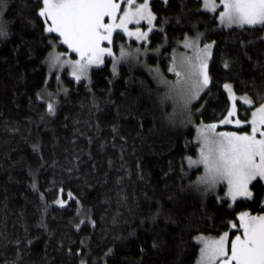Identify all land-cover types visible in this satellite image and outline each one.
<instances>
[{"label":"trees","instance_id":"16d2710c","mask_svg":"<svg viewBox=\"0 0 264 264\" xmlns=\"http://www.w3.org/2000/svg\"><path fill=\"white\" fill-rule=\"evenodd\" d=\"M8 5L9 35L0 37V264H195V237L230 231L224 225L240 211L264 212L259 179L250 185L254 198L231 209L213 195L199 197L191 185L201 169L185 162L197 154L194 127L167 123L170 107L159 103L165 90L150 72L121 66L113 75L106 59L89 79L63 75L59 84L46 63L52 36L36 19L34 0ZM149 5L157 21L145 63L165 77L185 37L201 33L202 45L215 41L208 68L214 83L193 102V124L219 123L226 115L225 83L236 96H249L252 109L259 106L264 27L224 28L218 11L203 10L201 0ZM59 87L67 94H58L56 115H48L37 97ZM240 104L243 119L248 106Z\"/></svg>","mask_w":264,"mask_h":264},{"label":"snow or ice","instance_id":"6c2138e0","mask_svg":"<svg viewBox=\"0 0 264 264\" xmlns=\"http://www.w3.org/2000/svg\"><path fill=\"white\" fill-rule=\"evenodd\" d=\"M164 3L167 4L168 0H164ZM220 6L223 10L219 12L218 19L222 25L264 27V0H219V5L216 0H203L207 12H216ZM8 7V0H0V37L9 35L10 22L4 19ZM34 10L36 19L42 21L43 32L52 36L49 40L52 51L46 61L49 72L58 73L68 69L77 83L89 79L90 70L104 64L106 57L112 58L113 75L121 62H139L142 51H149V33L156 34L154 22L157 17L149 0L142 3H137V0H34ZM142 22L147 24V31L142 30ZM163 23H167V20ZM129 25H135V28ZM157 31L163 32L164 29L161 27ZM114 34L134 37L135 41H143L144 45L135 50L121 45L116 56L112 47ZM202 37L201 33L195 37H185L183 46L191 51V55L187 52L179 56L173 54L168 71L175 75L174 81L168 80L158 68L155 70L157 83L165 89L159 103L172 107L168 116L170 123L175 124L179 117L181 123L191 124L193 102L201 99L205 89L210 92L209 85L214 83L208 68L215 41L201 48ZM57 45L66 46V52H57ZM156 51L159 53V49ZM69 53L76 58H69ZM224 66L227 68L228 63L225 62ZM55 78L60 80L59 75ZM223 89L231 106H226V115L218 124L200 125L197 129L198 158L187 157V162L189 168L203 169L191 186L202 197H207L215 194L219 185H226L224 196H217L216 199L225 203L230 200L227 207L231 209L241 199L252 200L254 191L250 185L257 179L264 181V96L259 97V106L252 110L254 102L249 96H243L240 104L231 84L225 83ZM64 92L67 94V89ZM37 98H40L39 95ZM238 104L248 106L243 119L238 115ZM201 109L207 110L203 105ZM201 109L197 111L203 115ZM247 112H250V119ZM47 114L56 115L53 102L47 103ZM223 125H232L234 130L217 131ZM33 149L38 151L39 146L34 145ZM32 188H37L35 181ZM63 192L61 188L60 193ZM67 199L76 200L70 191ZM54 202L61 207L67 203L59 198ZM84 223L80 221V224ZM91 223L94 226L95 222ZM80 224L76 225L78 230ZM224 226L230 229L231 236L230 231H223L217 237H196L201 245L198 264H264V214L252 215L248 211H240Z\"/></svg>","mask_w":264,"mask_h":264},{"label":"rangeland","instance_id":"374dc122","mask_svg":"<svg viewBox=\"0 0 264 264\" xmlns=\"http://www.w3.org/2000/svg\"><path fill=\"white\" fill-rule=\"evenodd\" d=\"M143 2V0H137V3H142ZM149 2H150V0H149ZM201 3H202V5H201V7H202V9L203 10H205L204 9V7H203V0H201ZM216 3L219 5V0H216ZM124 5H122V7H123ZM223 9H222V6H220V7H218L217 8V10L216 11H218V13L220 12V11H222ZM220 23V22H219ZM142 24H143V29L142 30H144V31H147V24L145 23V22H142ZM222 27H224V28H227V29H229V28H241V27H252V26H248V25H244V26H237V25H232V26H225V25H222V24H220ZM129 27L130 28H135V25H129ZM196 36V35H195ZM195 36H188V37H195ZM123 38H124V41L125 42H122V40L121 39H117L116 37H115V34H114V43H113V45H112V47H113V51H114V54L116 55V56H118L119 55V51H120V46L121 45H124L125 47H127L128 49H130V50H135L136 48H142V46L144 45V42L143 41H135V38L133 37V38H128V37H126V36H123ZM185 39V38H184ZM184 39L179 43V45H178V49L177 50H174L173 51V53H172V56H173V54H176L177 56H179V55H182V54H185L186 52H187V54L188 55H191V51L190 50H186L185 48H184V46H183V42H184ZM115 45L118 47V48H114L115 47ZM203 46L204 45H202L201 43H200V47L201 48H203ZM65 48H66V46H65ZM57 52H59V51H57ZM66 52V51H65ZM151 53V51L149 50L147 53H143V51H142V54L138 57V61L139 62H136V61H131V62H121L119 65H118V67H117V71H118V68L119 67H121V66H126V67H128V68H131V69H139V70H144V71H147V72H150L152 75H153V77L156 79V73H155V70H156V68H151V67H148L147 65H146V63H145V59H146V57H147V55H149ZM68 55V57L69 58H72V59H75L76 57H75V55L74 54H67ZM47 58H48V56H47ZM106 59H109L110 60V62H111V70H112V58L111 57H106L105 58V61H106ZM172 60V59H171ZM46 61H47V59H46ZM47 63V62H46ZM104 64H105V62H104ZM104 64H102V65H100L99 67H101V66H103ZM170 64H171V62H170ZM146 65V66H145ZM48 66V65H47ZM93 68H97V67H93ZM92 68V69H93ZM149 69H151L152 71H149ZM117 73V72H116ZM51 74H55V75H59L60 76V80L59 81H57L59 84H60V81H61V77L63 76V75H66L67 77H69L70 79H72V80H74V78L70 75V70H68V69H64V70H62V71H60V72H52ZM168 80H172V81H174L175 79H176V77H175V75L173 74V73H171V72H169V77H166ZM75 81V80H74ZM156 81H157V79H156ZM62 86V85H61ZM162 87V86H161ZM163 88V87H162ZM165 90V89H164ZM64 91V89L63 88H61V87H59L58 88V90L56 91V92H54V91H50V90H45V91H43L40 95H39V97H40V100L41 101H44L45 103H46V105H47V103L48 102H53L54 104H56V101H57V96H58V94L59 95H61L62 93L61 92H63ZM61 93V94H60ZM49 94H51V95H49ZM237 97V99L238 100H241V102H242V97H238V96H236ZM230 103H231V101H230ZM231 106V105H230ZM169 107H170V112H169V114L172 112V107H171V105L169 104ZM255 109V108H254ZM254 109H252V110H254ZM169 114H167V119H166V121H167V123L170 125V126H173V127H178V128H186L188 125H192L193 127H194V141L197 143V154L194 156V157H191L192 159H197L198 158V155H199V144H198V140H197V129L200 127V125L201 124H204V123H201V124H193L194 122L192 121V123L191 124H188V123H181L180 122V119L181 118H177V122L175 123V124H173V123H170L169 122V119H168V116H169ZM249 119H250V115H249ZM218 124V123H217ZM204 125H207V124H204ZM225 127H229V128H233V126L232 125H223V126H219L218 128H217V131H229V130H225L224 128ZM234 129V128H233ZM185 162H186V166H187V168L189 169V170H192V169H196V168H200L201 169V174H202V172H203V169H202V167H193V168H189L188 167V162H187V158H186V160H185ZM200 174V175H201ZM198 178V177H197ZM197 180V179H196ZM195 180V181H196ZM262 183L264 184V181H262ZM226 192V185H219L218 187H217V189H216V193L215 194H210V195H213V196H215V197H217V196H224V193ZM198 193V192H197ZM199 194V193H198ZM210 195H208V196H210ZM207 196V197H208ZM199 197L200 198H206V197H202L200 194H199ZM225 199H227V198H225ZM228 203H231V201L230 200H228L227 201ZM263 206H264V201H263ZM261 214H264V212L263 213H260V214H256V215H261ZM199 236H201V235H199ZM230 236H231V233H230ZM198 237V236H197ZM205 237H212V236H205ZM217 237V236H216ZM195 242L199 245V249H200V247H201V245L197 242V239H196V237H195ZM198 261H199V255H198V257H197V260H196V262H195V264H198Z\"/></svg>","mask_w":264,"mask_h":264}]
</instances>
